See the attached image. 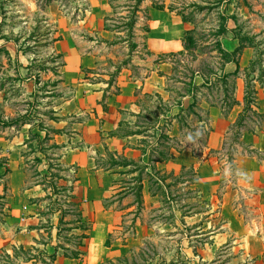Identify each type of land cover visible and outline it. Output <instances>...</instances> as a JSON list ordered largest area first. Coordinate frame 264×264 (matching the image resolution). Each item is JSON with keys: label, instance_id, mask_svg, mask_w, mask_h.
Returning <instances> with one entry per match:
<instances>
[{"label": "crops", "instance_id": "obj_1", "mask_svg": "<svg viewBox=\"0 0 264 264\" xmlns=\"http://www.w3.org/2000/svg\"><path fill=\"white\" fill-rule=\"evenodd\" d=\"M11 1L0 0V48L17 66L14 77L22 79L17 82L22 97L42 98L34 107L39 110L36 130L25 112L21 122L0 119V181L5 184L0 186V264L4 259L11 264L109 263L141 242L148 232L141 213L169 202L174 187L194 188L213 200L222 183L235 181L244 193H257V222L250 230L244 216L232 211L229 221L239 224L230 231L234 245L249 264H264V83L253 69L261 62L264 70V55L260 60L257 50L264 42L249 37L231 18L219 41L231 60L212 81L198 72L185 80L172 58L186 52V24L167 10L169 0L163 10L142 0L137 15H147L139 19L146 30L130 59L116 53L131 35L112 25L111 3L76 0V19L47 7L52 39L42 56L45 69L35 75L33 54L20 52L10 37L13 31H5L3 6ZM21 1L36 11L35 0ZM232 15L246 19L247 12L232 3L225 16ZM143 52L151 60L142 59ZM234 130L228 158L236 175L229 178L223 158ZM30 132L38 135L44 153H56L54 167L61 177L52 179L50 161L39 153L41 180L31 179ZM240 169L250 174L248 182L236 178ZM127 223L131 234L110 242ZM198 253L189 256L200 260Z\"/></svg>", "mask_w": 264, "mask_h": 264}, {"label": "rangeland", "instance_id": "obj_2", "mask_svg": "<svg viewBox=\"0 0 264 264\" xmlns=\"http://www.w3.org/2000/svg\"><path fill=\"white\" fill-rule=\"evenodd\" d=\"M36 11L28 9L21 0H12L10 4L3 6L4 18L6 20V30L11 32L10 37L19 46V51L24 54H33L35 65L32 72L39 75L45 69L42 56L49 46L51 36V25L46 18L47 7H59L65 16H72L76 19L78 10H74L76 0H35ZM114 7L116 14L113 24L116 30L123 35L130 34V41L127 45H122V50L116 49V53H123L124 58L130 59L137 43L141 44L146 30L145 20L140 22V17L146 18L145 12L140 11L142 2L135 0H108ZM164 0H150L153 5L163 6ZM234 3L241 5L247 12L246 19L238 18L237 15L226 17L229 6ZM180 16L186 24L184 35V47L186 52L180 57L172 58L176 64V72L179 77L187 80L190 76L198 72L206 81L218 77L224 66V58L220 52V39L226 35L229 20L232 18L236 23L249 32V37L259 39L264 42V0H169L168 7ZM50 25V26H49ZM248 36L244 40L251 42ZM47 42V43H46ZM125 42V41H123ZM258 48V47H257ZM222 50V49H221ZM259 59L264 55V45L257 49ZM223 51V50H222ZM140 57L144 60H151L146 52ZM8 53L4 47L0 48V119L7 117L9 120H19L22 115L28 113L27 120L34 126L35 130L40 125L37 114L39 110L34 107L40 105L42 95L36 94L31 102L22 97L21 78L14 77L17 70L16 64L10 62ZM262 63L258 62L253 69L256 71L257 80L264 83V70ZM250 81V80H249ZM33 130V127L32 129ZM30 130V131H31ZM237 132H232L225 146V157L223 162L231 163V142L236 137ZM36 133L29 134V144L26 153L30 158L29 175L34 182L38 179V167L42 166L44 158H38L37 154L45 156V160L50 161L52 179L61 177L54 167L56 153L52 149L45 150L37 140ZM3 162L0 161V165ZM3 177H0V180ZM192 181V180H191ZM5 186L0 181V186ZM56 190V189H55ZM242 185L236 181L232 185L228 182L221 184L220 188L213 193L214 199H204L194 188L182 191L181 188L174 187L170 190L173 198L167 200L157 210H152L143 214L148 232L141 242L132 247L123 258L111 261L106 264H249L242 250L234 245L235 238L231 236V229H239L238 222H230L232 211L238 217L244 216V224L250 225V230H255L257 207L254 204L257 193H244ZM6 189L4 188V194ZM66 193V192H65ZM3 194V198H4ZM1 200V198H0ZM227 203L224 208L221 204ZM2 202H0L1 204ZM233 210H231V205ZM75 213L74 208L68 209ZM238 221V220H237ZM132 226L127 223L122 230L115 231L110 238V242L123 239V235L131 234ZM111 244V243H110ZM215 247L217 250L215 251ZM199 250V253L197 252ZM198 253L202 258L195 260L189 256ZM3 264L8 263L4 259Z\"/></svg>", "mask_w": 264, "mask_h": 264}, {"label": "clouds", "instance_id": "obj_3", "mask_svg": "<svg viewBox=\"0 0 264 264\" xmlns=\"http://www.w3.org/2000/svg\"><path fill=\"white\" fill-rule=\"evenodd\" d=\"M188 141H192L193 140V136L191 134L188 135L187 137ZM225 173L228 175L229 178H232L234 175H236L232 165L230 162H227L225 164V168H224ZM237 179L244 181V182H248L250 180V174L244 170V169H240L239 170V175L236 177Z\"/></svg>", "mask_w": 264, "mask_h": 264}, {"label": "trees", "instance_id": "obj_4", "mask_svg": "<svg viewBox=\"0 0 264 264\" xmlns=\"http://www.w3.org/2000/svg\"><path fill=\"white\" fill-rule=\"evenodd\" d=\"M136 2H142V0H135ZM152 8H154V9H156V10H163L164 9V7H162V6H158V5H152ZM167 10L169 11V12H171V13H174V10L169 6L168 8H167ZM225 29L223 28L221 31H224ZM220 54H221V56L224 58V63H227L228 61H230L231 60V58H232V56L230 55V54H227V53H225L224 51H222L221 49H220ZM222 71V70H221ZM241 120V119H240ZM238 127L240 126V123H238V125H237ZM136 198H137V202L139 203V206H140V196L139 195H136ZM108 245H109V243H107Z\"/></svg>", "mask_w": 264, "mask_h": 264}]
</instances>
